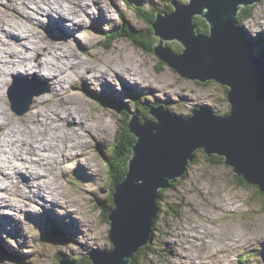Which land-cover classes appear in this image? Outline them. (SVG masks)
<instances>
[{"label": "rangeland", "instance_id": "obj_1", "mask_svg": "<svg viewBox=\"0 0 264 264\" xmlns=\"http://www.w3.org/2000/svg\"><path fill=\"white\" fill-rule=\"evenodd\" d=\"M22 1L18 0L16 7H21V13L28 21L31 19V22L17 25L20 19L16 14L12 16V12L4 10L6 16L4 18L11 16L13 26L0 30L2 31L0 41H3L0 42V54L3 57L6 51L12 50L10 54L14 55L6 58L4 65L15 71L17 67L14 64H7L8 60L23 63L29 62L28 59L32 58L29 59L30 62H36L31 64H42L38 68L42 73L53 74L57 78H49L46 75L49 79L44 80L41 74L42 78L37 75L21 78L14 76L11 77L10 84L4 85L2 89L0 87L4 96V103L1 101L0 106H4L11 114L10 120L0 118V122L11 121L17 127L20 126L9 131L0 130V141L2 136L8 133H11L13 138L23 135L24 138L28 136L32 140L34 130L41 136L47 132L45 126L52 127L56 136L64 133L71 135H67L63 142L57 143L52 151H47V148L54 144L47 141L44 143L37 141L39 144L37 153L31 152L33 143L29 145V142L24 147L21 146L16 154L9 152L12 147L9 144L0 149V197L8 207H15L11 202L17 200L16 202L22 206L20 208L26 212V214L18 212L17 216L12 213L3 217L4 220L0 219V264H21L23 261L31 264H60L62 257H69L75 261L78 259L83 264H89L90 252H109L113 248L110 238L111 224L106 215L108 208L112 206L114 184L110 179L105 154L108 158L113 157L121 129L125 132L124 122L130 119L132 113L138 112L142 116L139 117L142 123H145L153 117L150 106H157L162 101H168L171 110L177 115L188 116L197 106H209L219 115L225 116L231 109L228 93L225 86L215 81L202 83L181 76L162 61L153 48L146 50L134 42L128 32L125 33L131 26L135 30L136 41L143 44L151 41L149 44L152 45L156 41L159 42V37L154 35L152 13L158 11L164 15L163 12H171L173 10L171 0H116V3L108 0L111 11L103 12V15H108L109 20L106 21L102 17L101 28H97L94 22H97L96 16H100L99 8L103 3L106 4L107 0H77V3L81 2L79 4L85 11H90L92 17L78 12V8L72 5L73 0H44L40 4L41 8L36 6L37 3H33V0L28 1L34 8L25 7ZM18 2L21 5H18ZM51 5L55 6L56 10L59 7V11L70 9L78 13L74 16L69 12L75 21L77 18L81 21L79 33L73 36L78 35L82 44L71 37L62 38L60 34L63 36L65 34L58 30L56 31L60 34L46 31L45 27H41L45 26L43 22H47L44 14ZM155 17L154 22L157 20V13ZM43 18L45 19L41 22ZM244 25L254 38L264 42V0L255 5L253 17L246 20ZM74 28H79L78 24H75ZM116 31H120L124 36L118 34L119 36L115 37ZM113 33L115 38L108 40L109 35ZM27 44L29 48L32 47V50L28 51L29 54L24 51ZM165 44H169L176 52L183 49L182 43L178 40L166 41ZM43 46L47 47V50L43 52L44 55L39 56L38 50L44 48ZM121 52L135 54L138 64L136 67L149 76L145 81L149 90L146 88L138 92L130 89L124 81L123 71L119 69L133 65V59H129L124 65L114 66L115 71L106 69L107 61L124 60L120 58ZM72 53L78 57L71 58ZM78 64L82 65V69L73 72V68ZM48 67L51 69L46 71ZM93 68L98 71L91 72ZM79 72L83 76L90 73V81L89 78L86 80L81 77ZM68 74H71L73 79ZM107 75L111 77L112 83L116 84L112 86L115 87L112 90L106 89L104 76ZM18 78H25L22 84L30 85V89L24 98L19 95L13 96L15 100L17 99L16 105H13L9 91L14 92L15 84L19 83ZM185 94L190 100L184 98ZM123 101H126V105ZM71 111H74L79 120L78 125H74L72 116L66 118ZM32 112L35 115L30 120ZM36 119L40 121L36 123ZM100 119L106 125V130L97 123ZM87 128L91 130L88 131ZM22 131L27 135L24 136ZM77 132L82 134L81 143L77 142ZM63 151L68 152L69 158L65 159V156L61 155ZM45 153L48 154L47 162L41 160ZM76 153L82 154L77 157L79 160L70 156ZM236 175L238 174L234 168L225 162L214 163L207 160L205 154H201L199 160L190 166L178 184L165 190L161 206L162 215L157 220L159 229L153 239L154 251L148 252L146 262L141 264H264V194L255 185L248 187L239 185L235 179ZM30 176L33 180L29 179ZM37 185L45 189L36 187ZM45 191L53 198V202L47 204ZM29 199L32 200L29 202ZM24 201H27L25 208ZM40 202L44 204L41 205ZM58 203H63L65 207ZM9 210L3 208L1 211L5 214ZM29 210L35 212L31 214ZM18 216L24 224L19 221ZM49 228L51 230L56 228L58 232L48 231ZM83 229L90 232L91 243L88 245L82 244V239L73 240V237L78 236Z\"/></svg>", "mask_w": 264, "mask_h": 264}, {"label": "water", "instance_id": "obj_2", "mask_svg": "<svg viewBox=\"0 0 264 264\" xmlns=\"http://www.w3.org/2000/svg\"><path fill=\"white\" fill-rule=\"evenodd\" d=\"M262 0H171L172 13L157 11L155 53L181 76L228 87L230 112L223 116L201 106L190 116L174 114L169 102L151 108L154 119L145 123L132 113L130 128L137 137L129 170L115 187L110 238L114 249L90 252L93 264H130L152 238L159 214V191L170 189L194 163L196 151L222 156L224 162L264 192V53L239 14ZM159 15V16H158ZM204 18L209 32H200L195 19ZM199 31V32H198ZM154 34V35H155ZM179 40L181 53L165 44ZM25 87H29L26 88ZM22 84L13 96L25 97ZM23 264H31L25 263ZM60 264H78L64 257Z\"/></svg>", "mask_w": 264, "mask_h": 264}, {"label": "bare ground", "instance_id": "obj_3", "mask_svg": "<svg viewBox=\"0 0 264 264\" xmlns=\"http://www.w3.org/2000/svg\"><path fill=\"white\" fill-rule=\"evenodd\" d=\"M18 0H0V30L1 29H4V28H6V27H8V26H13V23H12V19L9 17V18H4V17H6L4 14H5V11H6V9L8 10V12H12V16H13V14H16V16L20 19L19 21L20 22H18L17 23V25H25V24H27L28 22H31V19L28 21V19L21 13V11H22V8L21 7H16V2H17ZM34 2L33 3H37V5L36 6H38V7H40V4L44 1V0H33ZM47 1V0H46ZM81 1V0H80ZM86 1V0H85ZM99 1V0H98ZM113 1V3H116V0H112ZM128 1V0H127ZM22 2H24V3H22V4H24V6L25 7H32L30 4V2L28 1V0H23ZM49 2V1H48ZM107 3L106 4H104L103 3V6L102 7H100L99 8V11H100V16H96V18H97V22H94V24L96 25V27L97 28H101V26H102V17L106 20V21H108L109 20V18H108V15L106 16V15H103V12H110L111 10H110V3H109V1L107 0L106 1ZM35 3V4H36ZM45 3V2H44ZM53 3H55V2H53ZM80 4H81V2H79ZM79 3H77V0H73L72 1V5H73V7H75V8H78V12H82V13H84V15H86L87 17H92V15L90 14V11H85V9L79 4ZM86 3H88V2H86ZM84 4V3H83ZM18 5H21L20 4V2H18ZM33 5V4H32ZM53 5V4H52ZM51 5V7L46 11V13L44 14V16H45V18L47 19V22H43V20L45 19V18H43V19H41L40 21L41 22H43V23H45V26L43 25V26H41V27H45L44 29L46 30V31H55V32H57V33H59L58 31H60V32H62V33H64L65 35L63 36L62 34H60L61 35V37L63 38V37H66V39H67V37H71L72 38V40L74 39V41H76V42H78V43H81V40H79L78 39V35L77 36H73V35H76L77 33H79V30H80V28H81V21H80V19L79 18H77V21H75L74 20V17H72V15H74V16H77L78 15V13L77 12H72L70 9H68V10H63V11H59V7H58V10H56V7L55 6H52ZM64 5V4H63ZM85 5V4H84ZM60 6V5H59ZM71 6V5H70ZM49 7V6H48ZM66 7H67V5H66ZM32 8H34V7H32ZM41 8V7H40ZM23 9H24V7H23ZM61 9V8H60ZM5 10V11H4ZM30 10V9H29ZM31 10H33V9H31ZM39 10V9H38ZM72 10H73V8H72ZM75 10V9H74ZM88 10V9H87ZM40 11V10H39ZM68 11V12H67ZM55 12V13H54ZM72 14H70V13ZM31 13V12H30ZM54 13V15L53 16H51L52 14ZM97 13V12H96ZM11 14V13H10ZM62 15V16H64V18H61V16L60 15ZM8 15V14H7ZM29 15V14H28ZM40 15H41V13H40ZM40 15H38L39 17H40ZM111 15V17H112V13L110 14ZM34 16H35V14H34ZM37 16V17H38ZM15 18V17H14ZM37 19V18H36ZM113 19V18H112ZM17 20V19H16ZM94 20H95V18H94ZM128 20V19H127ZM46 21V20H45ZM43 23H41V24H43ZM75 24H78V26H79V28H77V29H75L74 28V25ZM27 26V25H26ZM25 26V27H26ZM89 26H91V24H89ZM29 27V26H28ZM103 27H105V25H103ZM10 28V27H9ZM262 29V28H261ZM14 30V29H13ZM17 30V29H16ZM25 30V29H24ZM56 30H58V31H56ZM26 31V30H25ZM30 31H32V30H30ZM0 32H2V31H0ZM5 32V31H4ZM6 33V32H5ZM8 34V33H7ZM19 35V34H18ZM23 36H24V34H23ZM26 37V36H25ZM7 40V39H6ZM20 40V39H19ZM30 40V39H29ZM0 42H3V41H0ZM16 42H18V41H16ZM25 42V41H24ZM37 42V41H36ZM5 43V42H4ZM19 43V42H18ZM27 43V42H26ZM29 43V42H28ZM33 44V43H32ZM31 44V45H32ZM82 44V43H81ZM122 44V43H121ZM23 45L24 44H22V47H23ZM30 45V44H29ZM36 45V44H35ZM40 45V44H39ZM18 46V45H17ZM16 46V47H17ZM26 46H28V44L26 45ZM26 46H25V48H24V51L25 52H27L28 53V51H31L32 49V47L31 48H29V46L27 47V49H26ZM41 46V45H40ZM44 47V46H43ZM124 47V46H123ZM6 48V47H5ZM35 48V47H34ZM40 48V47H39ZM62 48V47H61ZM114 49V48H113ZM1 50V49H0ZM47 50V47H44V48H42L41 50H38V55L39 56H41L42 54L44 55V53H45V51ZM12 51V50H11ZM10 51V52H11ZM18 51V50H17ZM4 52V51H3ZM2 52V53H3ZM10 52L9 51H6L5 52V55L2 57V54H0V62H1V65H0V84H2V86H0L1 87V89L3 88V87H5L4 85H8V84H10V82H11V77L12 78H14V76H15V78H17V77H19V78H21V76L22 77H28L29 75H37V77H41L40 76V74L41 75H43L44 77V80H46V79H49V78H51V77H55V78H57V76L55 75H53V74H49V75H47V74H44V73H42L38 68L40 67V66H42V64H37V65H33V64H31V63H34V62H36V61H34V62H30V60L32 59H28V61L29 62H23V63H21L20 61H18V63H14V61L12 62V60H8V62H7V64H14V66L15 67H17V70H15V71H12V70H10V68H7V67H5V62H6V58H9V56H11V57H14V55H13V53H11L10 54ZM14 52H15V50H14ZM23 52V51H22ZM44 52V53H43ZM17 53V52H16ZM114 53H115V51H114ZM29 54V53H28ZM33 54H36V53H33ZM121 54V56H120V58L121 59H124L123 61L122 60H118V61H107L106 62V64H107V70H113V71H115V67L114 66H116V65H124L129 59H133V65H130V66H128V65H126L125 66V68H123V67H121L119 70L121 71H123L122 72V75L124 76L123 77V79H124V81L128 84V86H129V88L130 89H135L136 91H138V92H141V90L142 89H146V88H148V90H149V86L147 85V87H146V84H145V81H147L146 79L149 77H147V75L145 74V72H142V71H140L136 66L138 65L137 64V62H136V60H135V54L134 55H132V54H129V53H124V52H121L120 53ZM29 56V55H28ZM32 56V55H31ZM49 56V55H48ZM78 57L77 56V54H75V53H72L71 54V58L72 57ZM138 57V56H137ZM2 58H3V61H2ZM5 58V59H4ZM16 59L18 58V56L17 57H15ZM22 58V57H21ZM34 59V58H33ZM114 59V58H113ZM141 60V59H140ZM48 62V61H47ZM104 63V62H103ZM66 66V65H65ZM43 68V67H42ZM69 68V67H68ZM51 68L50 67H48V68H46L45 70L47 71V70H50ZM82 69V65L81 64H78V65H76L74 68H73V72H77V71H80ZM59 70H62V69H60L59 68ZM96 71H98V69H96V68H93L92 69V71L91 72H96ZM49 73V72H48ZM110 73V72H109ZM55 74V73H54ZM90 74V73H89ZM89 74L88 75H85V76H83V74H81L80 72H79V75L82 77L83 76V78L84 79H88L89 78V81H90V77H89ZM39 75V76H38ZM46 75L49 77V78H47L46 77ZM69 75V77L71 78V79H73L72 78V75L71 74H68ZM126 76V77H125ZM119 77V76H118ZM18 78V84H15L16 85V88H15V93H17V92H19L18 90L20 89V86H21V84L25 81L24 79L25 78H22V79H19ZM42 78V77H41ZM104 79H105V83H107L106 85H107V87H106V89L107 90H112V88H115V87H112V86H114V84L112 83V80H111V77L110 76H104ZM14 80V79H13ZM52 80V79H51ZM151 80V79H150ZM1 81H2V83H1ZM34 81V80H33ZM66 81H68V80H66ZM69 82V81H68ZM88 82V81H87ZM152 82V81H151ZM49 83V85H51V83L50 82H48ZM60 83V82H59ZM34 84V83H33ZM17 85H18V87H17ZM59 85V84H58ZM116 85V84H115ZM153 86V85H152ZM151 86V87H152ZM36 87V86H35ZM35 87H34V89H35ZM56 87V86H55ZM117 87V86H116ZM26 88H29V87H25V89ZM117 89V88H116ZM152 89H154V90H156V88H152ZM71 91V90H70ZM92 91V90H91ZM32 92V91H31ZM52 92V91H51ZM60 92V91H59ZM97 92V91H96ZM5 93V92H4ZM106 93V92H105ZM42 94V93H41ZM63 94V93H62ZM70 95V94H69ZM114 95H116V94H114ZM64 97V96H63ZM76 97V96H75ZM187 98L188 100H190L189 99V97H187L186 96V94L184 95V98ZM50 99V98H49ZM52 100V99H51ZM84 100V99H83ZM3 102L4 103V96L2 95V92H1V90H0V102ZM67 101V100H66ZM40 102V101H39ZM45 103V102H44ZM57 103V102H56ZM82 103V102H81ZM125 105H126V103L125 102H123ZM32 104V103H31ZM31 104H30V106H31ZM4 105V104H3ZM43 105V104H42ZM46 105V104H45ZM57 105V104H56ZM48 106V105H47ZM46 106V107H47ZM38 107V106H37ZM76 110H78L79 111V109H76ZM89 111V110H88ZM87 111V112H88ZM40 112V111H39ZM59 112V111H58ZM41 113V112H40ZM83 113V112H82ZM85 113V112H84ZM86 114V113H85ZM89 114V113H88ZM31 115V117L29 118L30 120H32V117L35 115L33 112L30 114ZM29 115V116H30ZM41 115V114H40ZM62 116V115H61ZM70 116H72L73 117V119H72V121H74V125H78V122H79V120L77 119V117H76V115L74 114V111H71V114H69V115H67L66 116V118H68L69 119V117ZM10 117H11V114L8 112V110L4 107V106H0V118H4V119H6V118H8L9 120H10ZM55 117V116H54ZM71 117V118H72ZM49 118H51V117H49ZM64 119H65V117H64ZM68 119H66V120H68ZM76 119V120H75ZM26 121V120H25ZM28 121V120H27ZM40 121V120H39ZM39 121H37V119L35 120V122L37 123V122H39ZM98 121V120H97ZM48 122H50V121H48ZM29 123V122H28ZM66 123V122H65ZM95 123H96V121H95ZM98 124L100 123L101 125H102V128L104 129V130H106V125H104V122L102 121V119H100L99 120V122H97ZM25 124V123H24ZM27 124V123H26ZM44 124V123H43ZM81 124H83V121H82V123ZM28 125V124H27ZM35 125V124H34ZM47 125V124H46ZM56 126V124L54 125V127ZM19 128H20V126H18ZM17 127V125L16 124H14V123H12L11 121H8V122H5V121H2V122H0V130H4V129H7V131H9L10 129H13V128H18ZM31 127V126H30ZM35 127V126H34ZM97 127V126H96ZM44 128H46V130H47V132L46 133H44V135L43 136H41V134H37V132L34 130L33 131V133H34V135H33V138L36 140L35 142H34V139H32V140H30V138L27 136L26 138H24L23 137V135H21L20 137H17V138H13L12 137V135H11V133H8V134H4L5 136H2V140L0 141V149L2 148V149H4L3 148V146L4 145H6V144H9V145H12V147H11V149H9V152L10 151H12L13 152V154H16V153H18V149L21 147V146H23L24 147V145L27 143V142H29V145L31 144V143H33V149H31L30 148V150H31V152H35V153H37L36 152V149L39 147V144L37 143V141H40V142H43L44 143V141H47V142H49V143H51V142H53V144H54V146H52V145H49L48 146V148H47V151H52L53 149H55L54 147H56L57 146V143H59V142H63V140H64V138H66L67 137V135H71V133H64V134H61V135H58V136H56L55 134H53L54 133V129L51 127V128H49L48 126H45ZM23 129H25L24 131H26V128L24 127ZM88 129V131H90L91 129H89V128H87ZM18 130V129H17ZM38 130V129H37ZM6 131V132H7ZM24 131H22V134H24V136H26L27 134L24 132ZM62 130H60V132H61ZM76 131V130H75ZM69 132V131H68ZM2 133V132H1ZM41 133V132H40ZM19 134V133H18ZM104 134H105V132H104ZM111 134V133H110ZM39 135V136H38ZM60 137V138H59ZM74 139V138H73ZM99 139V138H98ZM75 140V139H74ZM57 141V142H56ZM83 140H82V134L80 133V132H77V142L78 143H81ZM86 141V140H85ZM4 143V144H3ZM85 143L86 142H84V145H85ZM22 147V148H23ZM79 148V147H78ZM22 150V149H21ZM63 150V149H62ZM29 151V150H28ZM21 152H23V151H21ZM40 155V154H39ZM45 155V156H44ZM44 155H42V157H41V160L42 161H46L47 160V158H46V156L48 155V154H44ZM51 155V154H50ZM61 155H63V156H65V159H67V158H69V154H68V152L66 153L65 151H63L62 152V154ZM82 154H78V153H76L75 155H70L71 157H73L74 156V159L75 160H77L78 158H79V156H81ZM219 156V155H218ZM51 157H52V155H51ZM78 157V158H77ZM220 157H222V156H220ZM53 158V157H52ZM51 158V160H53ZM50 159V158H49ZM64 159V160H65ZM79 160V159H78ZM82 160V159H81ZM11 161H13L14 162V160H11ZM28 161V160H27ZM26 161V162H27ZM32 161H34V160H32ZM73 161V160H72ZM47 162V161H46ZM81 162V164L82 165H85L82 161H79V163ZM32 162L30 161V163L29 164H31ZM38 163V162H37ZM43 163V162H42ZM25 164V163H24ZM47 164V163H46ZM15 165H16V163H15ZM23 165V164H22ZM36 165V164H35ZM41 165V164H40ZM43 165V164H42ZM48 165V164H47ZM31 166H33V165H31ZM45 166V165H44ZM64 166V165H63ZM11 167V166H10ZM12 167H13V165H12ZM39 167V166H38ZM26 168V167H25ZM33 168V167H32ZM36 168H37V165H36ZM42 168V167H41ZM44 168V167H43ZM64 168H65V166H64ZM1 169V168H0ZM19 169V168H18ZM30 169V168H29ZM40 169V168H39ZM21 172V171H20ZM28 173V172H27ZM10 175V174H9ZM41 176V175H40ZM15 177V176H14ZM38 177H39V175H38ZM42 177V176H41ZM241 177V176H240ZM11 178V177H10ZM17 178V177H16ZM23 178H25V177H23ZM2 179V178H1ZM12 179V178H11ZM15 179V178H14ZM29 179H32L31 178V176H30V178ZM38 179V178H37ZM13 180V179H12ZM33 180V179H32ZM16 181V180H15ZM36 181V180H35ZM10 182V181H9ZM8 182V183H9ZM50 182V181H49ZM37 183V182H36ZM54 183V182H53ZM52 183V184H53ZM10 184V183H9ZM12 184V183H11ZM10 184V185H11ZM33 184H35V183H33ZM49 184V183H48ZM51 184V183H50ZM14 186V185H13ZM52 186V185H51ZM50 186V187H51ZM56 186V185H55ZM8 187V186H7ZM22 187V186H21ZM33 187V186H32ZM36 187H39L38 185L36 186ZM54 187V186H53ZM52 187V188H53ZM29 188V187H28ZM39 188H41V189H43L42 188V186L41 187H39ZM49 188V187H48ZM45 189V188H44ZM43 189V190H44ZM46 189H47V187H46ZM9 190V189H8ZM49 190V189H48ZM54 190H56L55 188H54ZM48 192H50V191H48ZM57 192V191H56ZM45 196L44 197H47L46 199H47V201H48V203L47 204H49V202H53V198H51L50 197V195H47V192L45 191ZM54 193H55V191H54ZM64 193V192H63ZM8 194V193H7ZM16 195V194H15ZM14 195V196H15ZM31 195V194H30ZM51 195H53L52 193H51ZM58 195H60V190H59V194ZM24 196V195H23ZM33 197V196H32ZM63 197V196H62ZM17 198V197H16ZM58 198V197H57ZM64 198H65V196H64ZM41 199V198H40ZM30 200H32V199H29V202H30ZM74 200V199H73ZM159 200H160V198L158 199V206H159ZM8 201V200H7ZM6 201V202H7ZM17 201V200H16ZM11 202V205L13 204V205H15V207H8L5 203H4V200H2V198L0 197V219L1 220H4V218L3 217H6L7 215H11L12 213H13V215H16L17 216V213L19 212V213H22V214H26V212H25V210H23L22 208H20V207H22V206H20L17 202ZM35 202V201H34ZM33 202V203H34ZM26 203H27V201H24V208L26 207ZM38 203H39V201H38ZM40 204L42 205V204H44V203H42V202H40ZM46 204V203H45ZM59 204V203H58ZM61 207H65V205L63 204V203H61V204H59ZM76 205V204H75ZM3 208H6V209H10L9 211H7L5 214L4 213H2V209ZM69 208V207H68ZM18 209H19V211H18ZM159 210L161 211V209H160V206H159ZM160 211H159V213H160ZM29 212L31 213V214H33L35 211L34 210H29ZM39 212V211H38ZM46 212V211H45ZM19 215V214H18ZM28 215V214H27ZM19 217V221L20 222H22L23 224H24V221H22V219H21V217L20 216H18ZM89 224V223H88ZM26 225V224H25ZM81 226H83V224H80ZM85 225V227H86V224H84ZM89 226V225H88ZM57 227V226H56ZM79 227V226H78ZM80 228V227H79ZM81 229V228H80ZM13 230V229H12ZM72 230V229H71ZM93 233V232H92ZM77 234V233H76ZM90 232L88 231V230H86L85 231V229H83V230H80V232H79V234H78V236H75V237H73V240L74 241H76V238H78V239H82V244H90L91 242H90ZM96 239V238H95ZM83 248V247H82ZM24 251V250H23ZM76 253H77V251H76Z\"/></svg>", "mask_w": 264, "mask_h": 264}, {"label": "trees", "instance_id": "obj_4", "mask_svg": "<svg viewBox=\"0 0 264 264\" xmlns=\"http://www.w3.org/2000/svg\"><path fill=\"white\" fill-rule=\"evenodd\" d=\"M254 8H255V6H249V7H245V8L242 9V11L239 14L240 23H245L246 20H248V19L253 17ZM174 9H175V7L173 5V10L172 11H174ZM156 13H157V11H153L152 19L156 18L155 17ZM196 20H197V22L199 24V30L200 31L209 32V25L207 24V22H206V20L204 18H202L201 16H197ZM129 27H130V29L129 30L126 29L125 33L128 32L133 37L134 42H136L138 45L144 47L146 50H150L152 48H153V50H155V46H156V42L157 41L154 42L153 45L149 44V43H151V41H149L148 44H145V43L143 44L141 42H138V41L135 40V38H136L134 36L135 30L131 26H129ZM121 35H123V34H121ZM116 36H119V35L115 34V37ZM115 37L113 35L110 39L115 38ZM148 40H149V38H148ZM254 40H255V43L257 44V49H259V52L260 53H264V42L262 40L256 39V38H254ZM226 91H227V93L229 92V89L227 87H226ZM123 102L126 103V101H123ZM118 103H122V102L118 101ZM137 114L139 115L138 112H137ZM130 120L131 119H129V120L124 122L123 126L125 128L124 129L125 132H123L122 131L123 129H121V134L119 136L118 144L115 145V151L113 152V157L112 158H108V156L105 154V156L107 157L106 158L107 159L106 162H107V164L109 166L110 179H111L112 184H114V188L112 190L113 192H112V196H111V199H112L113 202H112V206H110L108 208L109 210L107 211V215H106L107 218H109L111 210L115 207L114 200H113V194H114V191H115V187H116V185L118 183H121L124 180V178L126 177V175L128 173V170H129V159L132 156L133 145H134V143H135V141L137 139V137L133 134V132H132V130L130 128V125H129ZM201 154H203V155L205 154L206 155V159L210 160L211 162L224 163V159L222 157H220L218 155H213V156L210 157V156H208L205 153V149H203V148L198 149L196 151V158H195L194 163H196L199 160V156ZM235 179H236L237 183L239 185H241V186L248 187L249 185H251L246 180H244L242 177H240L239 175H236ZM177 184L178 183H174L173 187H175ZM251 186H253V185H251ZM256 187H258V186H256ZM165 190L166 189H162V190L159 191V194H160L159 206H160L161 211L158 214V217L156 219V223H155V226H154L152 238H151V240L149 241V243L147 245L142 247L140 249V251L138 253H136V255L134 256V258L132 259V262L130 264H141V263L146 262L145 259L147 258L146 255L148 254V252L151 251L150 253H152L154 251L153 239H154V235H156V231L159 229V227H158L159 225H158L157 220L160 219V216L162 215V207L161 206L163 204V200H164L163 199V197H164L163 194H164ZM262 193L264 194V192H262ZM53 230H54V233L58 232L56 228H52L51 231H53ZM56 235H59V234H56ZM114 247L115 246H114V243H113V248L111 250H113ZM75 262H77L78 264H83L82 261L78 260V259ZM241 263H242V260H241ZM89 264H93V261L89 262Z\"/></svg>", "mask_w": 264, "mask_h": 264}, {"label": "clouds", "instance_id": "obj_5", "mask_svg": "<svg viewBox=\"0 0 264 264\" xmlns=\"http://www.w3.org/2000/svg\"><path fill=\"white\" fill-rule=\"evenodd\" d=\"M255 6V5H254ZM175 10V9H174ZM173 12V11H172ZM172 12H168V13H172ZM241 24H244V23H241ZM253 37V36H252ZM254 38V37H253ZM159 40H160V37H159ZM168 41H170V40H168ZM166 42V41H165ZM258 52H259V49H258ZM260 53V52H259ZM260 54H262V53H260ZM209 82V81H208ZM222 85V84H221ZM224 86V85H223ZM226 87V86H225ZM228 88V87H227Z\"/></svg>", "mask_w": 264, "mask_h": 264}, {"label": "flooded vegetation", "instance_id": "obj_6", "mask_svg": "<svg viewBox=\"0 0 264 264\" xmlns=\"http://www.w3.org/2000/svg\"><path fill=\"white\" fill-rule=\"evenodd\" d=\"M171 12H172V10H171ZM152 22H154V19H152ZM151 32H152V30H151Z\"/></svg>", "mask_w": 264, "mask_h": 264}]
</instances>
